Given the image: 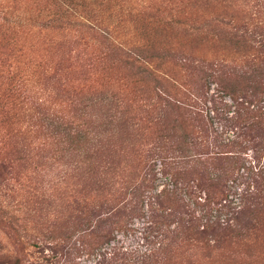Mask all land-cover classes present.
<instances>
[{
    "label": "trees",
    "instance_id": "trees-1",
    "mask_svg": "<svg viewBox=\"0 0 264 264\" xmlns=\"http://www.w3.org/2000/svg\"><path fill=\"white\" fill-rule=\"evenodd\" d=\"M16 1L19 0H0V29L11 32L9 39L2 41L8 46V58L12 59L5 64L0 57V206L7 211L8 205L1 198L7 186L4 178L20 169L24 162H35L32 159L40 155L44 158L43 152H46V164L37 160L39 166L52 168L62 163L64 175L60 184L65 185L69 161L80 156V180L94 176L103 190L120 188L127 182L122 174L126 168H119L120 163L99 161L96 154L105 140L110 141L116 134L125 133L127 139L146 135L154 139L150 142L153 146L140 153L142 158H147L148 167L141 180L127 183L129 187L125 184L133 203L128 217L142 218V203L146 199L149 228L156 231L149 250L129 255L130 264H182V256L174 247L184 242L206 246L209 259L214 248H221L228 239L235 245L255 241L258 219L264 210V71L259 69L248 78L239 64L233 67V62L238 63L243 53L254 49L249 39L242 38L246 34L240 26L243 25L240 11L230 10L232 4L241 0H215L221 5L220 10H202L205 15L200 21L181 20L183 13L172 19L173 24L182 26L183 32L191 30L192 35L199 38L211 36L223 46L227 55L216 64L207 58H198L200 63L197 64V60L195 64L191 54L181 46L156 42L150 33L134 37L124 19L117 26L104 25L102 18L92 14L94 11L78 7L74 2L64 6L57 0H46L48 2L33 14L25 0L21 9L11 10L9 4ZM261 1L264 4V0ZM208 2L196 0L195 5L202 9ZM146 10L147 7L143 9ZM124 11L129 15L131 9H123L122 14ZM147 20L153 33L173 27L159 24L157 19L154 22L148 17ZM123 25L127 31L122 33ZM36 29L47 34L63 32L66 36L85 30L97 36L106 59L107 56L117 57V63L123 68L127 80L123 88L132 85V90L128 91L133 93L129 102L121 95L123 89L117 92L109 87L96 90L92 98L80 102L78 117L66 114L62 101L56 104L55 93L43 82L51 72L48 63L34 56L26 44H21L20 35ZM210 33L219 36L214 38ZM3 34L7 36L6 32ZM229 55L233 58L229 59ZM174 67L192 71L200 75L201 80L214 83L216 97L207 94L205 82L193 85L182 82L178 86L171 79ZM244 76L247 86L241 87L244 83L238 79ZM224 97L234 104L231 114ZM147 109L151 113L146 112ZM143 113L150 114L149 118L143 117L147 125L141 120ZM214 123L219 125V132ZM13 140L18 147L14 151L16 157L7 149ZM247 145L253 147L250 149L252 161L245 166L242 155L246 154ZM51 151L53 155H48ZM156 163L166 182L159 192L152 194ZM77 169L75 165L72 170ZM129 173L134 172L131 169ZM228 181L243 187L235 191L233 186H227ZM51 189L49 184L41 192ZM202 192L204 199L200 196ZM181 194L194 207H202L207 218L193 217V212H185L188 214L185 218L178 211L185 207L178 197ZM231 196L238 198V206L230 200ZM131 202L127 203L126 210ZM212 211L218 213L214 220ZM220 214L226 217L223 222L219 220ZM171 223L175 224L172 230L167 228ZM112 224L118 231L126 228L123 221ZM105 238L109 240L110 236L107 234Z\"/></svg>",
    "mask_w": 264,
    "mask_h": 264
},
{
    "label": "rangeland",
    "instance_id": "rangeland-1",
    "mask_svg": "<svg viewBox=\"0 0 264 264\" xmlns=\"http://www.w3.org/2000/svg\"><path fill=\"white\" fill-rule=\"evenodd\" d=\"M48 1L25 0V3L35 14L42 8L41 5ZM57 1L64 6L74 2L78 7L94 11L92 14L96 18H102L104 25L109 24L111 27L117 26V23L124 19V23L130 26L134 37H137L139 33L143 35L150 33L151 39L155 38L156 42H170L174 46H181L186 53L191 54L190 58H192L193 63L198 60L197 64H199L198 58H207L216 64L227 55L223 46L211 36L204 35L199 38L192 35L191 30L183 32L180 24L176 26L172 22V19L181 13H183L180 16L181 20L200 21L201 16L205 15L202 10H213L214 12L220 10L221 5L217 4L215 0H209L202 9L197 8L196 0ZM22 2L23 0H19L9 4L12 7L10 9H21ZM226 2L231 5L228 1ZM146 7L147 10L144 12L143 9ZM126 8L131 9V12L127 15L124 11L123 16L121 11ZM230 10L240 11L239 16L243 19V25L240 26L244 27L245 32L243 34H246L242 38L249 39L248 43L254 47L251 51L249 49L243 53L237 59L238 63L233 62V67L236 68V64H239L240 69L247 73L245 76L250 78L259 69L264 71V4L261 0H241L237 4H232ZM79 14L75 15L80 17ZM148 17L153 18L154 22L157 19L159 24H171L173 27L162 28V32L153 33L152 28L146 24L149 21L147 20ZM211 26L213 27V25ZM126 31L127 29L123 25L120 32ZM4 32L7 33L5 37ZM9 34H11L10 31L0 29V57L2 56V61H4L2 63L5 64L12 61L8 58L9 50L5 43L9 39ZM210 34L214 38L219 36L217 33ZM20 37L21 44H26L31 48L34 56H39L48 63L51 72L49 76L44 77L43 82L55 93L54 97L57 100L54 102L58 104L62 101L61 107L69 116L78 117L80 102L85 103L87 98H92L96 90L111 87L119 92L123 89L121 95L125 97V101L129 102L132 97L133 93L128 92L132 85L123 88L125 81H127L126 74L121 65L117 63V57L107 56L108 59H106V52L97 36L85 30L82 33L80 30L73 31L71 35L66 36L63 32L47 34L36 29L29 33L25 31ZM54 41L57 44L49 45ZM232 58L233 56L230 57L229 55V59ZM1 67L2 64L0 63V70ZM173 72L171 79L176 81L178 86L182 82L188 85L205 82L208 85L207 94L216 97L215 85L211 81L201 80L197 73L177 67H174ZM245 76L238 79L239 82L244 83L241 87L247 86L245 84L247 79L244 80ZM223 99L228 104L229 114H231L234 111L233 102L227 97ZM148 110L145 111L151 113ZM149 113L148 116L146 113L140 116L143 122L144 118H149ZM208 114L212 116L211 112ZM144 125L147 124L144 122ZM214 128L218 132L220 131L217 123H214ZM116 135L110 138V141L105 140L104 146L96 154L99 157L98 160L120 163L119 168L125 167L126 169L122 173L127 180L125 184L133 182V180H141L148 166L147 158H142L140 153L153 146V143L150 142L154 139L150 140V138H146V135L135 136L133 139L131 136L127 139L125 133ZM14 141L10 142L7 149L10 154L16 157L14 151L15 149L18 150V147L15 146L16 142ZM245 142L243 141V144ZM252 148V146L247 145L248 150L245 151L246 154L242 155L245 157V166L252 161V151L250 150ZM33 154L35 153L33 152ZM45 154L46 152H43L44 158ZM48 155H53V152L51 151ZM40 156L32 159L35 162L26 161L22 163L20 169L4 178L7 186L2 192L1 198L4 204L8 205L7 211L9 213L0 206V264H130L128 259L132 258L129 256L131 253L149 250L156 229L149 228L150 220L146 199L142 203L143 217L130 219L128 215L133 203L129 195L130 191L125 187V184L120 188L115 186L103 190L97 177H85V179L80 180V156L69 161L70 167L65 176V185L60 184L64 175L62 163L59 166L53 165L52 168H44L36 162L38 160V162L46 164L45 159ZM75 165L78 169L72 170ZM159 167V163H156L157 174L152 194L159 192L166 182L158 171ZM131 169L134 173L130 175ZM243 172L241 169L240 173ZM49 184L52 189L42 193V188H48ZM129 186L130 184H127V187ZM227 186H233L235 191H239L243 187V185L232 184L231 181L227 182ZM54 188L56 189L54 190ZM200 196L204 199V192L200 193ZM178 197L183 200L185 205L178 211L180 210L185 218L188 217L185 212H193V217L196 218L201 217V215L204 217L202 207H194L183 194L178 195ZM230 200L238 206L237 197L231 196ZM128 202L131 204L126 210ZM217 217L218 213L212 211L211 219L214 220ZM109 218L111 221H108ZM206 218L207 216L204 217V219ZM225 218L224 215H219L221 222ZM204 219L201 221L204 222ZM114 221L117 223L123 221L126 228L118 231L112 224ZM258 222L255 241L235 245L232 243L233 240L228 239L221 248H214L213 255L209 259L207 258V251L204 249L207 247L204 245L192 246L189 245L190 243L184 242L174 247L175 252L181 254L182 264H194L195 261L203 262V264H264V210L260 214ZM174 225L171 223L167 228L172 230ZM107 234L110 236L109 240L105 238ZM113 253H115V257Z\"/></svg>",
    "mask_w": 264,
    "mask_h": 264
}]
</instances>
